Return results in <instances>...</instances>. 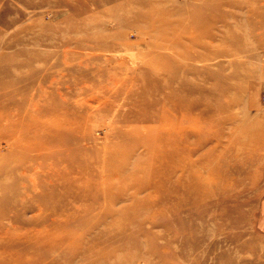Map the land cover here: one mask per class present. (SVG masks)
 I'll return each mask as SVG.
<instances>
[{
  "label": "rangeland",
  "instance_id": "rangeland-1",
  "mask_svg": "<svg viewBox=\"0 0 264 264\" xmlns=\"http://www.w3.org/2000/svg\"><path fill=\"white\" fill-rule=\"evenodd\" d=\"M263 96L264 0H0V264H264Z\"/></svg>",
  "mask_w": 264,
  "mask_h": 264
},
{
  "label": "bare ground",
  "instance_id": "bare-ground-1",
  "mask_svg": "<svg viewBox=\"0 0 264 264\" xmlns=\"http://www.w3.org/2000/svg\"><path fill=\"white\" fill-rule=\"evenodd\" d=\"M97 3H101V0H97ZM148 3H149V2H148ZM117 4H118V3H117ZM143 4H144V3H143ZM154 9H155V8H154ZM140 12H141V11H140ZM136 13H137V12H136ZM136 13H135V14H136ZM112 14H113V13H112ZM145 14H146V13H145ZM148 14H149V13H148ZM137 15H138V14H137ZM151 15H152V14H151ZM122 16H123V14H122ZM142 16H143V15H142ZM144 16H145V15H144ZM144 16H143V17H144ZM146 16H147V15H146ZM146 16H145V17H146ZM124 17H125V15H124ZM136 17H138V16H136ZM143 17H142V19H143ZM155 17H156V16H155ZM159 17H160V16H159ZM161 18H162V17H161ZM112 19H113V18H112ZM120 19H122V18H120ZM120 19H119V20H120ZM146 19H147V18H146ZM157 19H160V18H157ZM115 20H116V18H115ZM135 20H136V19H135ZM138 20H139V19H138ZM148 20H149V19H148ZM161 20H162V19H161ZM86 21H88V20H86ZM120 21H121V20H120ZM120 21H118V22H120ZM163 21H164V20H163ZM163 21H162V23H163ZM109 22H110V21H109ZM109 22H108V23H109ZM121 22H122V21H121ZM160 22H161V21H160ZM150 23H151V22H150ZM158 23H159V22H158ZM123 24H124V23H123ZM155 24H156V23H155L154 20H153V24H151V25L153 26V25H155ZM109 25H112V23H110ZM117 25H118V24H117ZM115 26H116V24H115ZM120 26H121V25H120ZM156 27H157V26H156ZM100 28H102V27H100ZM116 28H117V27H116ZM117 29H118V28H117ZM122 29H123V28H122ZM123 30H124V29H123ZM181 30H182V29H181ZM82 31H83V30H82ZM88 32H90V31H88ZM105 33H106V32H105ZM201 33H202V32H201ZM201 33H200V34H201ZM201 35H202V34H201ZM160 36H161V35H160ZM160 36H159V37H160ZM197 37H198V36H197ZM113 38H114V37H113ZM160 38H161V37H160ZM160 38H159V40H160ZM183 38H184V37H182V39H183ZM173 39H174V38H173ZM72 40H73V39H72ZM90 41H91V43H92L93 45H95V44L97 43V40H96V39H95V40H94V39H91ZM190 41H191V40H190ZM203 41H204V40H203ZM95 42H96V43H95ZM155 42H156V41H155ZM92 44H89L88 46H91ZM66 46H68V45H66ZM88 46H87V47H88ZM165 50H166V49H165ZM78 51H79V50H78ZM59 52H60V51H59ZM74 52H75V51H74ZM82 62H83V61H82ZM87 64H88V63H87ZM97 72H98V71H97ZM95 74H96V73H95ZM60 78H61V77H60ZM159 79H160V78H159ZM157 81H158V80H157ZM178 86H179V85H178ZM114 90H115V89H114ZM156 91H157V90H156ZM185 91H186V89H185ZM212 94H213V96H214V93H212ZM163 96H164V94H163ZM165 96H166V94H165ZM213 98H214V97H213ZM175 99H176V98H175ZM214 99H215V98H214ZM204 100H205V102H206V101H207V98H205ZM173 101H174V99H173ZM194 101H195V99H194ZM202 101H203V100H202ZM187 103H188V102H187ZM184 104H185V103H184ZM196 104H197V103H195L194 105H196ZM164 105H166V104H164ZM164 105H163V106H164ZM186 105H187V104H186ZM150 106H151V105H150ZM187 106H188V105H187ZM189 106H190V105H189ZM172 107H173V106H172ZM193 107H194V106H193ZM149 108H150V107H149ZM184 108H185V107H184ZM186 109H187V108H186ZM188 109H189V112H191V111H190V107H189ZM183 110H184V109H183ZM183 112H184V111H183ZM185 112H186V111H185ZM178 114H179V113H178ZM190 114H191V113H189V116H190ZM194 114H195V113H194ZM179 115H180V114H179ZM192 116H194V115L192 114ZM181 117H182V116H181ZM188 120H189V119H188ZM186 121H187V120H186ZM189 121H190V120H189ZM176 126H177V125H176ZM176 130H177V129H176ZM259 133H260V132H259ZM256 135H257V137H260L261 134L259 135L258 132H256ZM197 140H198V139H197ZM255 140H256V139H255ZM257 140H258L257 142H259V143H258V145H259V147H258V151H259V148H260L261 145H263L264 143H263V140H262V139L260 140V139L257 138ZM180 141H181V139H180ZM198 141H199L198 143L200 144L199 147H201V148H202V147L204 146V144L206 143V141H203V139H202V140H198ZM254 146H255V144L253 145V147H254ZM193 148H194V147H193ZM196 148H197V147H196ZM250 148H251V147H250ZM194 149H195V148H194ZM261 149H262V148H261ZM188 150H189V149H188ZM197 150H198V149H197ZM205 153H206V151H205ZM185 154H186V153H185ZM189 154H190V153H189ZM189 154H186V155H189ZM208 154H209V153H208ZM252 155H253V154H252ZM184 156H185V155H184ZM190 156H191V155H190ZM257 156H258V155H257ZM209 158H210V157H209ZM162 161H163V159H162ZM209 162H210V161H209ZM50 167H51V166H50ZM162 168H163V167H162ZM189 168H190V167H189ZM35 176H36V175H35ZM35 176H34L33 178H35ZM194 177H195V176H194ZM199 178H200V177H199ZM191 179H192V178H191ZM197 179H198V178H197ZM184 180H185V179H184ZM186 180H187V183H189L188 177L186 178ZM186 180H185V181H186ZM193 181H194L195 183H198V182H199V181L197 182V181L195 180V178L193 179ZM187 183H184V185H187ZM200 184H201V182H200ZM198 185H199V184H198ZM184 188H185V187H184ZM187 189H188V188H187ZM187 191H188V190H187ZM190 194H191V193H190ZM190 194L188 195V193H186V195H188V196H190ZM28 195H29V194H28ZM71 195H72V194H71ZM194 197H196V196H194ZM188 198H190V197H188ZM38 204H39V203H38ZM24 205H25V204H24ZM2 207H3V206H2ZM56 207H57V206H56ZM4 208H6V207H4ZM38 208H39V207H38ZM54 212H55V211H54ZM41 213H42V212H41ZM36 214H37V213H36ZM50 215H51V214H50ZM56 216H57V215H56ZM56 220H57V219H56ZM36 228H37V227H36Z\"/></svg>",
  "mask_w": 264,
  "mask_h": 264
},
{
  "label": "crops",
  "instance_id": "crops-1",
  "mask_svg": "<svg viewBox=\"0 0 264 264\" xmlns=\"http://www.w3.org/2000/svg\"><path fill=\"white\" fill-rule=\"evenodd\" d=\"M258 227L261 231L264 232V200L261 201L260 215L258 219Z\"/></svg>",
  "mask_w": 264,
  "mask_h": 264
},
{
  "label": "built area",
  "instance_id": "built-area-1",
  "mask_svg": "<svg viewBox=\"0 0 264 264\" xmlns=\"http://www.w3.org/2000/svg\"><path fill=\"white\" fill-rule=\"evenodd\" d=\"M263 99H264V96H263Z\"/></svg>",
  "mask_w": 264,
  "mask_h": 264
}]
</instances>
